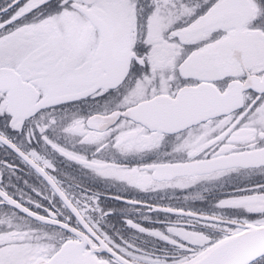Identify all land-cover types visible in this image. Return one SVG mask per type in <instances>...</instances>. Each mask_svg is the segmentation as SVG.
I'll return each mask as SVG.
<instances>
[{"label":"snow or ice","instance_id":"snow-or-ice-1","mask_svg":"<svg viewBox=\"0 0 264 264\" xmlns=\"http://www.w3.org/2000/svg\"><path fill=\"white\" fill-rule=\"evenodd\" d=\"M0 264H264V0H0Z\"/></svg>","mask_w":264,"mask_h":264},{"label":"flooded vegetation","instance_id":"flooded-vegetation-1","mask_svg":"<svg viewBox=\"0 0 264 264\" xmlns=\"http://www.w3.org/2000/svg\"><path fill=\"white\" fill-rule=\"evenodd\" d=\"M153 158H154V154H149L148 156L144 157L145 160H150V159H153ZM73 175L75 176V178L79 182L84 183L87 186H92V187H96V188H98L100 190H105L103 182H101L99 180L93 179V178H91L89 176L83 175V174L78 173V172H74ZM233 179L234 180H238V181H242L243 178H242V176H233ZM116 187H119V186H116ZM107 190L115 191L116 189L115 188H111V189H107ZM122 194L128 196L129 198H135V199L147 198L145 196V194L135 193V192H132V191H127V192H124ZM159 195H161V194H157V198L159 197ZM165 199H167V197H165ZM112 206L118 209V211L114 213V216L117 217V218H119L120 216H123V215H128V216L136 215V213H134V212L119 211V209H121V208H127L126 205L121 204V202H119V201L114 202ZM153 218L154 219H157V218L158 219H162L163 216H162V214H153Z\"/></svg>","mask_w":264,"mask_h":264}]
</instances>
